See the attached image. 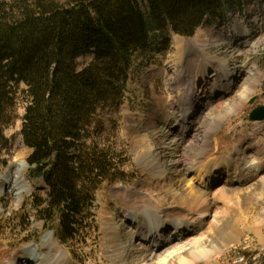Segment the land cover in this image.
I'll list each match as a JSON object with an SVG mask.
<instances>
[{"label":"trees","instance_id":"obj_1","mask_svg":"<svg viewBox=\"0 0 264 264\" xmlns=\"http://www.w3.org/2000/svg\"><path fill=\"white\" fill-rule=\"evenodd\" d=\"M250 1H0V171L14 146L6 130L20 121L30 178L45 185L31 196L45 228L78 238L97 192L118 179L124 164L102 133L128 89L134 48L168 33L191 38Z\"/></svg>","mask_w":264,"mask_h":264},{"label":"rangeland","instance_id":"obj_2","mask_svg":"<svg viewBox=\"0 0 264 264\" xmlns=\"http://www.w3.org/2000/svg\"><path fill=\"white\" fill-rule=\"evenodd\" d=\"M57 1L66 2V0ZM242 10V12H228L224 20L205 23L191 38L168 33L157 42H150L134 48L129 70L128 89L121 106L118 109L110 108V112L104 120L105 127L102 133L103 140L112 146L115 156L120 159L119 163L124 165L116 174L118 179L107 181L96 194V201L89 216L85 219L82 231L76 234L78 238L64 241L55 226L51 227L50 225L52 229H47L44 222L38 218L36 210L31 205V196L35 191L43 190L45 185L42 181L30 178L26 159L31 151L21 143L19 134L21 122L17 121L13 127L6 130V136L14 138V146H12V155L8 160V165L1 169L0 176L8 169L12 170L11 175L17 173L20 169H24L25 164L27 169H25L24 180L29 191L24 192L21 201L11 192L12 187L9 188V185L6 187L7 192L4 189V192L0 194L1 261L10 260L8 258L10 253L13 255L28 245L38 244L41 247L44 238L51 236L54 243L73 264H112L113 257L108 255H110L113 246L108 244L104 221H113L124 231L132 229L133 226L130 225L132 220L127 221L116 205L117 200L122 198L132 206L142 205L139 199L127 196L129 190L143 195L145 192L152 195L156 204L161 206L159 208L162 211H172V214L175 213V215H187L185 208L180 207V204L175 205L173 200L169 199L170 197L165 194L164 186L159 183L158 178L149 173L146 166L138 160L149 150L152 154L154 153L153 156H156L155 158L159 159L158 161L163 166H168L167 164L173 160L164 150L165 145H169L166 143L171 139L160 137V131H164L162 129L164 104L171 101L172 111L177 113L179 100L185 98V93L191 90L184 81L181 82L180 87L174 86L177 60L173 57V52L176 47L182 46L179 43H183V41L190 42L199 36H206V39H209L211 43L208 52L216 58L229 61L231 63L229 68L236 71L228 92L219 91L211 96L210 93H207L203 98V104L209 105L205 115H210L203 116L204 118L196 127V132H193L195 134L192 133L195 136L191 134L195 140L191 138L193 141L189 139L190 141L185 145H183L184 143L180 144L182 149L179 156L183 163V169H188L194 154L200 151L201 138H204L207 129L213 124L212 118L225 115L229 111L232 113L228 120L223 122L221 129L210 134V146L207 150L209 152L205 154L203 160L213 164L211 163L213 159H217V162L224 164L221 162L224 159L231 165V170L236 168L242 169L241 171H244L243 168L245 169L250 161H257V166L264 165V122H251L250 118L256 109L264 107V0L247 2L243 5ZM237 22L240 23L236 28L237 31H233L232 25H236ZM245 29L249 34L246 37L247 42L242 43L243 40L240 39L244 38L242 31ZM237 40L238 42H236ZM183 47L185 50L186 45L183 44ZM92 59V52L87 53L79 60V67L90 63ZM215 64L218 66L219 62ZM201 66L202 63L196 64L194 73ZM240 66H243L242 70ZM236 68L241 72H238ZM255 77L258 78V81L254 80ZM239 101H243V103L240 104ZM233 105L236 107L234 108ZM22 113L23 109L20 110V115ZM139 128L140 131L137 132L136 129ZM224 152H231L234 158L237 157L236 161L233 162L234 158L231 160L230 157L228 159L220 158L225 155ZM253 172L251 171V173ZM224 176L226 177V175ZM199 182L197 184H200ZM230 186L232 190L229 195L211 193L215 196L214 198L212 195L214 199L210 198V200H213V208L216 212L213 211L206 218L207 222L201 224L197 232L187 239H200L204 242L214 239V244H217L216 251L208 247V242H205L206 245L201 243L196 248L197 250L195 249L199 253H205L200 254L205 256L203 259L205 261L202 264H264V170L243 186L232 183ZM106 217L108 219H105ZM201 217L188 216L190 222ZM214 222L218 223L216 225L218 228L224 227L229 222L228 225L231 227L228 226L225 233L217 228L215 231L212 229ZM232 227L235 229L232 230ZM172 229L174 227L167 228V236ZM217 250H220L219 253ZM130 252V256L137 255L136 250ZM209 258L214 261L209 262ZM64 263H66L65 259L59 264Z\"/></svg>","mask_w":264,"mask_h":264},{"label":"bare ground","instance_id":"obj_3","mask_svg":"<svg viewBox=\"0 0 264 264\" xmlns=\"http://www.w3.org/2000/svg\"><path fill=\"white\" fill-rule=\"evenodd\" d=\"M242 33L244 38H241L240 40H243L242 43H246V37L249 32L245 29L244 31H242ZM236 42H238V40ZM183 44L186 45L185 50H183ZM210 44L211 43L209 42V39H206V36L202 35L197 37L194 41H183V43H179V45L182 46L176 47L173 52V57L177 60V68L175 67L176 75L174 86L180 87V84H182L184 81L185 84L189 88H191L188 93H185V98H181L179 100L177 113H175V111H172L173 107L171 101H168L166 104H164V119L162 120V129L164 131H160V137L162 136L163 138H167L168 140L171 139V141H169L170 143L167 141L168 143L166 144L169 145H165L164 150H166V153L168 152V157L171 159L173 158V160L170 164H167L168 166H163L158 161L159 159L157 160L155 158L156 156H153L154 153L152 154L149 150L151 148L148 149L150 152H143V156L138 159L143 165L146 166L149 173L158 178L159 183L164 186L165 194L170 197L169 199H172L175 205L180 204V207L185 208L187 215H175V213L172 214V211H162L159 208L161 206L156 204L152 195H149L146 192H143L145 194L143 195L138 192L135 193L129 190L127 196H134L133 198L139 199L142 205L132 206L124 198L118 199L116 205L118 207V210H120V212L123 214L124 218H127V221L132 220V222H130V225L133 226L131 227L132 229H130V231H124L122 227L115 222L104 221L108 244L109 246H113L110 255H108L111 258L113 257L112 264L204 263L205 260L203 259L205 258V256H202L200 254L205 253L197 252L196 248H198L201 243L203 245H206V243L208 242V247L216 251L217 244H214V239L207 240L205 241V243L204 240H189L187 238H189L191 235H194V233L199 229V226L201 224H205V222H207L206 218L211 215L213 211H215V208H213V200H210V198L214 199V195H216L217 193H220V195L223 196L229 195V193H231L230 190H232L230 189L231 183L243 186L264 170V165L262 166L261 164H258L261 166H257V161H250V163L248 162L246 168H243L244 171H241L242 169L236 168L234 170H231V165L228 164V161L226 162L224 159L221 160V162H223L224 164L217 162V159H213V161L211 162L213 164H210V162H206L203 160V157L206 156L205 154L209 152L207 150L210 146V134L216 132L215 130H219V128L223 125V122H226V120H228V117L231 115L232 111H229L225 115H218L212 118L213 124H211V126L207 129L204 138H201L200 151L194 154L187 170H184L182 167L183 163L179 156V153L182 149L180 144L184 143L183 145H185L191 140V138L193 139V136H195L193 135L195 134L193 132H196L197 125L200 124V121L204 118L203 116L207 115H205V112L207 113V110L209 109V105L203 104V98L207 93L215 95L219 91L228 92L234 80V75L236 74V71L232 70L233 68H229L231 64L229 61L216 58L208 52V47ZM216 62H219L218 66L215 64ZM198 63H202V66L200 67L201 70H195L196 72L194 73V66ZM240 67L242 70L243 66ZM211 69L213 70L210 73ZM236 69L238 70V68ZM238 72L241 71L238 70ZM238 72L237 75L239 74ZM255 73L257 75V72ZM212 74L214 75L211 76ZM254 80L258 81V78L255 77ZM200 102L202 103L200 104ZM239 102L240 104L243 103V101ZM236 106H234V108ZM191 110L193 111L191 112ZM136 131L139 132L140 128L136 129ZM189 136L191 137L189 138ZM193 140H195V138ZM142 150L145 151V149ZM224 154V156H220V158L226 157V159H228L230 157L231 160L232 158H234L231 152H224ZM236 159L237 157L233 159V162H235ZM220 167H222L223 169L222 172L214 175L215 169H221ZM25 169H27V167L24 164V169H20V171H18L17 173L11 175L10 172L12 170L9 171L8 169L7 172L2 174L0 176V194L4 192V189H6L7 192L6 187H8L7 185H9V188L12 187L11 192L17 197L19 201H21L24 192L29 191V187L24 180ZM251 171L254 172L251 173ZM224 175H226V177ZM223 176L225 177L224 180L222 179ZM227 177L232 178L227 179ZM198 181H200V184H197ZM197 185H202L201 187L203 189L201 187H198ZM211 187L213 188L211 189ZM211 193H214V195ZM212 195L214 198H212ZM222 198L224 199V197ZM192 215L202 217L190 222L188 216ZM105 219H108V217H106ZM212 224L214 226L212 227L213 230L216 231L215 228H217V230L222 231L223 233H225L224 231H227V228L229 226L228 224H225L224 227L218 228V226H216L218 223L216 224L214 222ZM167 225H174V229H172V233L174 234L171 240L168 239L171 236H167L164 230L166 229L165 227ZM234 229L235 228L232 227V230ZM184 235L187 236L183 237ZM180 237H183V239H180ZM132 250L137 251L136 256H130V251ZM219 251L217 250L218 253ZM208 253H210V251H208ZM8 258L10 260H0V264H59L64 259L66 260V263L64 264H73L69 257L54 243L51 236H46L44 238L41 247H39L38 244L31 246L28 245V247L26 246L24 249L17 251L15 254L13 253V255L12 253H10ZM211 260L212 259H210L209 262H211ZM212 261H214V259Z\"/></svg>","mask_w":264,"mask_h":264},{"label":"water","instance_id":"obj_4","mask_svg":"<svg viewBox=\"0 0 264 264\" xmlns=\"http://www.w3.org/2000/svg\"><path fill=\"white\" fill-rule=\"evenodd\" d=\"M250 118L251 121H264V107L256 109Z\"/></svg>","mask_w":264,"mask_h":264}]
</instances>
